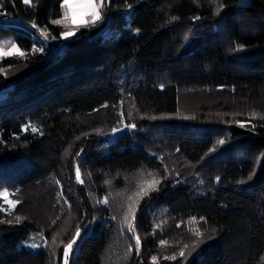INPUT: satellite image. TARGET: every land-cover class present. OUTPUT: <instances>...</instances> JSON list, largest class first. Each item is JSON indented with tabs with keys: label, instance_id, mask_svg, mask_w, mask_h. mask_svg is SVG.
Instances as JSON below:
<instances>
[{
	"label": "trees",
	"instance_id": "1",
	"mask_svg": "<svg viewBox=\"0 0 264 264\" xmlns=\"http://www.w3.org/2000/svg\"><path fill=\"white\" fill-rule=\"evenodd\" d=\"M62 2L0 0V35L29 57L0 63V192L24 207L0 211L12 221L0 223V264H63L61 241L93 225L71 264H264V0H107L104 18L48 59L25 27L57 45ZM122 122L134 131L110 143ZM148 172L161 183L136 205L137 254L123 216ZM57 194L65 208L34 254L23 244L41 229L16 217L56 215ZM191 219L206 238L186 230Z\"/></svg>",
	"mask_w": 264,
	"mask_h": 264
},
{
	"label": "snow or ice",
	"instance_id": "2",
	"mask_svg": "<svg viewBox=\"0 0 264 264\" xmlns=\"http://www.w3.org/2000/svg\"><path fill=\"white\" fill-rule=\"evenodd\" d=\"M23 3L26 5H29L32 3V0H23ZM107 4V0H63L62 2V9L63 14L62 18L59 20H53L52 23L55 24H61L64 26V30L60 33V37L64 40H68L70 37L75 36L77 31L81 27H90L95 25L98 21L102 20L104 18V10ZM223 4H219L217 7V14H219V11L222 9ZM177 17L173 16L171 17V20H176ZM196 19H199V17H196ZM33 27H36L35 24H33ZM140 30L136 29V32L138 33ZM43 35L45 39L49 38V33L46 31L43 32ZM52 39H56V37H51ZM237 49H242L243 45H237ZM33 53L36 52H43L44 48H33ZM5 56H19V57H25L26 53L22 51L17 44L14 42H6L5 44H0V58H3ZM0 71H6L4 69H0ZM264 118V117H262ZM241 127H244V124H240ZM126 127L129 128H135V124H129L126 125ZM31 130L33 133H37L40 130L36 127H32L30 125H25L23 128V131ZM119 129H114V131H118ZM42 134V133H41ZM225 143V140L220 139L217 141V144L223 145ZM215 149H212L211 151H214ZM67 154V153H66ZM147 176L148 179H142L139 181L137 188L138 190L133 193L132 196H128V204H127V210L124 212L123 216V222L126 224L127 229L130 233L133 234V238L135 240V250L136 253L139 254L141 249V238L139 235H136V227H135V220H136V205L139 204V199H142L144 196H147L150 191H157V186L161 183V180L157 178V175L152 172H148ZM75 178L79 183H83L82 174L80 167L77 166L75 169ZM217 181L220 179L219 177L216 178ZM57 183H59L57 181ZM0 198L3 199L4 203L7 205V208H4L2 205H0V211L8 212V214H11L12 209L15 208V206L19 203L18 200L9 199V193L6 191L0 192ZM107 204L108 199L105 198L103 201H98ZM21 221V217H16V223H19ZM12 223L11 220L3 221L0 220V223ZM55 223V222H53ZM159 227V225H158ZM213 231H215L213 229ZM80 228L77 227L75 229V232L73 236L65 243L61 241L63 244V264H70V258L73 253V246L77 244L78 239L80 238ZM194 234L196 237H202L203 233L199 229L194 230ZM166 241H161V244H166ZM44 244H47V241L44 242ZM42 245L32 243L29 245V247L35 249L40 248ZM131 247H129V253L131 252ZM189 246L184 245V249H187ZM179 255L181 257L185 256V251L182 249L179 252ZM166 259H172L175 260V256L166 257ZM261 261L264 262V256H261ZM153 264H157V257H152Z\"/></svg>",
	"mask_w": 264,
	"mask_h": 264
},
{
	"label": "rangeland",
	"instance_id": "3",
	"mask_svg": "<svg viewBox=\"0 0 264 264\" xmlns=\"http://www.w3.org/2000/svg\"><path fill=\"white\" fill-rule=\"evenodd\" d=\"M32 5H33V0H32V3L31 4H29V5H26L25 4L26 7H32ZM61 9H62V7H61ZM62 14H63V9H62ZM61 18H59V19H61ZM59 19H57V20H59ZM57 25L64 28V26L61 25V24H57ZM25 30L28 31L31 34V36L33 37V39L37 42L36 48L43 47L44 49L47 50V52H46L45 55H46V57L48 59H51L54 56H58V55L63 54L64 51H65V49L67 48L68 43L71 42L75 38V36H76V35L75 36H72L68 40H64V39L61 38L60 40H58V44L57 45H54L52 43V41L54 39H52V38L45 39V37L43 35V32L44 31L40 30L39 28L33 27V25H27L25 27ZM111 32H113V31L110 28V20H108V22H106L105 24H103V26L101 27L99 33H100L101 36L108 37V36L111 35ZM15 38L16 37L13 36V35H0V44H5L6 42H14L15 44L18 45V43L16 42V39ZM18 47L20 48L19 45H18ZM43 52H45V50ZM43 52H36L35 54L39 55V54H42ZM27 55L28 54L26 53V56L25 57L5 56L3 58H0V63H2L5 60H8V59L21 60V61H24L25 62L29 58ZM20 68H21V66L15 67V68H9V70L5 73V76L10 80V85L12 84L13 81L19 79L21 77V75L24 74L23 72L25 70L23 71V69H20ZM7 90L8 89H4L3 91L0 92V99L1 100L6 97L5 94H6ZM119 113H120V117L122 118L123 117V112L120 111ZM240 124H244L245 126L244 127H241ZM25 125H30L32 127H36L37 129H39V126L36 123H27ZM246 125H247L246 122H244V123L243 122L238 123V126L241 127V128H245ZM24 126H23V128H24ZM118 129H119L118 131H113L111 133V135L109 136V142L110 143H115L116 140L119 137H121V136H123V135H125L127 133H130V132H133L134 131L133 128L126 127V124L124 122H122V126H120ZM24 132L33 133L30 129L28 131H24ZM81 174H82V179H83L84 182L83 183H79V184L84 185V183L86 181L85 180V176H84L83 172H81ZM88 182H90V181H88ZM9 199H14V200H18L19 201V203L15 206V208L12 209L11 214H13L18 208H20V209L24 208V207H22L23 205L19 206L21 204V199H20V197H18V194L17 193H9ZM55 200L56 201L54 202V204H55L54 207H55V209L57 211V214L56 215L51 216V215L48 214V215H46V216L43 217V214L41 213L39 215H36L35 219L32 220V221H29V222L26 221V219L29 218L28 215H26V218L21 217L20 223H29L30 225L36 226L39 229H41V232L37 236L32 237L28 242H25L23 244V247L26 250L31 251L34 254H39L40 252H42V251H44L46 249V247L48 245V239H47L46 233L49 232V230L51 229V227H53L59 221L58 213H59V216H60L61 211L65 208L64 203H63V197L61 196V194L60 195L57 194L56 197H55ZM107 204L102 203V202H98L97 203V205L99 206V208H103ZM66 206L69 208V204L68 203L66 204ZM3 207L4 208H7V205L4 203ZM3 212L6 215H9L8 212H5V211H3ZM70 214L71 215L69 216V221L71 222V221L77 219V216H78L79 212H78V214L76 212H74V214H72V213H70ZM75 214H77V215H75ZM21 216H23V215H21ZM53 222H55V223H53ZM186 228H187L186 230L189 233L193 234L194 236H195L194 230L195 229H199L203 233V236L202 237L203 238H206V237H204V232H206V231L202 227V224L201 223H197V221L191 219V220H189V223L186 224ZM80 230H81V232H80V238L78 239L77 244L73 246V253H72V256L70 258V264L73 261V259H75V256L77 255V252L79 250V247L82 244V242L85 240V238H87V237H95L96 236V231L94 229V225L93 226H90L87 230H83V229H80ZM74 232H73V234H74ZM45 241H47V244L46 245L44 244ZM32 243L40 244L42 246L40 248L33 249V248L29 247V245L32 244ZM161 246L167 247L166 244L161 245Z\"/></svg>",
	"mask_w": 264,
	"mask_h": 264
}]
</instances>
